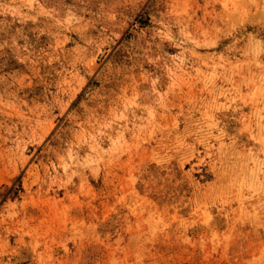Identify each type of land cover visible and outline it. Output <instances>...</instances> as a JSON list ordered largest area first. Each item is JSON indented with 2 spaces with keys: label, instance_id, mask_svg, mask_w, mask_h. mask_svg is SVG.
Masks as SVG:
<instances>
[{
  "label": "rangeland",
  "instance_id": "374dc122",
  "mask_svg": "<svg viewBox=\"0 0 264 264\" xmlns=\"http://www.w3.org/2000/svg\"><path fill=\"white\" fill-rule=\"evenodd\" d=\"M0 264H264V0H0Z\"/></svg>",
  "mask_w": 264,
  "mask_h": 264
}]
</instances>
